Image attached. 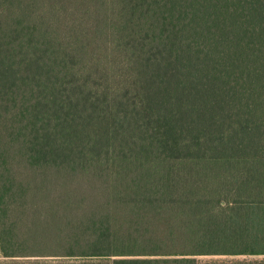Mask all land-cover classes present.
<instances>
[{
	"label": "trees",
	"instance_id": "trees-1",
	"mask_svg": "<svg viewBox=\"0 0 264 264\" xmlns=\"http://www.w3.org/2000/svg\"><path fill=\"white\" fill-rule=\"evenodd\" d=\"M0 264H264V0H0Z\"/></svg>",
	"mask_w": 264,
	"mask_h": 264
}]
</instances>
